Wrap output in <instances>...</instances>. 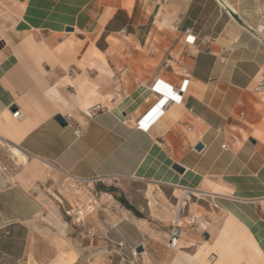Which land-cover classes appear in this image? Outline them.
Instances as JSON below:
<instances>
[{
	"label": "crops",
	"instance_id": "1",
	"mask_svg": "<svg viewBox=\"0 0 264 264\" xmlns=\"http://www.w3.org/2000/svg\"><path fill=\"white\" fill-rule=\"evenodd\" d=\"M223 1L225 10L217 0H0V260L33 250L55 171L100 178L90 184L99 188L144 186L141 205L90 194L96 212L76 227L103 264H264V0ZM157 81L175 91L185 81L182 99L140 130ZM5 148L12 162V149L25 158L10 181ZM185 189L205 196L186 203L172 251Z\"/></svg>",
	"mask_w": 264,
	"mask_h": 264
},
{
	"label": "rangeland",
	"instance_id": "2",
	"mask_svg": "<svg viewBox=\"0 0 264 264\" xmlns=\"http://www.w3.org/2000/svg\"><path fill=\"white\" fill-rule=\"evenodd\" d=\"M173 68L175 72H179L178 68ZM3 156L5 160L4 169L2 168L4 170L3 173L8 175L10 181L11 174L22 163L18 159H15L16 163L12 162L13 155L7 148H5ZM105 184L102 185L104 188H99L97 185H90V187L80 186L70 178L52 171L46 182L47 191L45 193L50 199L49 207H45L43 214L32 224L33 250L24 260L12 261L4 259L0 260V264H53L54 261L60 260L61 257L69 260V255L74 256L71 264H103L101 253L97 254L98 252H94L90 254L85 251V240L92 234L83 233L76 227L81 224L82 220L83 222L89 220L91 215L96 212L94 210L96 202L94 200L90 202V194L97 192L114 193L120 197H123V194H130V202L133 205H141V194L145 189L142 184L123 183L120 179L118 181L117 179L106 181ZM148 189H151V187L148 186ZM194 193L196 194L194 197L196 199H191L190 203L196 202L197 198L202 197L200 192L196 191ZM109 202L111 203L112 200ZM152 204L153 202H151ZM122 205L129 206L125 201L122 202ZM113 211L116 212V209H113ZM97 235L99 234L93 233L94 237ZM154 236L156 240L162 241L164 234L156 233ZM81 240L83 241L82 245ZM59 241L64 243L62 247H58L57 243ZM74 261L77 262L74 263Z\"/></svg>",
	"mask_w": 264,
	"mask_h": 264
},
{
	"label": "built area",
	"instance_id": "3",
	"mask_svg": "<svg viewBox=\"0 0 264 264\" xmlns=\"http://www.w3.org/2000/svg\"><path fill=\"white\" fill-rule=\"evenodd\" d=\"M217 2L220 8L224 10L227 9V5L225 4L223 0H217ZM195 39L196 38L194 36L188 34L184 40V44H186L187 46L193 45L195 42ZM185 83L186 82L184 81L182 85L180 86V88L175 91L173 90V88L164 86L163 84L160 85V81H157L151 88V91L154 93V95L158 99L157 103L155 104V106H153V108L146 115H144L140 120L137 121L136 123L137 128L140 130L149 129L154 124V122H156V120L162 115V113L164 112V110L166 109L168 105L172 103H176V102L179 103L182 99V94L185 90V85H186ZM162 100L165 102L164 104L161 102ZM158 105L159 107H157ZM101 109L102 108L100 106H95L86 112V116L91 118L95 115L97 111ZM151 111H152V114L149 116V120H148V118L146 117ZM12 116L13 118H17L19 116V111L17 110L16 112H14ZM74 135L76 137H80L82 135L81 130L79 128H75ZM100 181H101L100 178H96L94 180H79L77 184H79L80 186L85 185L86 187H89L90 184L98 183ZM191 197H194V194L190 190L185 189L182 191L181 200H177L176 202L174 217H173V220L171 222L170 229L168 232L167 248L169 250L173 251L178 248L180 236H181L180 230L183 226L182 215L184 213V208L186 206V203L191 200ZM262 215L264 216V210H262ZM195 219L196 217L194 216L192 219H189L186 223L193 224ZM138 254L139 253H137L135 250H131V257L133 259L138 257Z\"/></svg>",
	"mask_w": 264,
	"mask_h": 264
},
{
	"label": "bare ground",
	"instance_id": "4",
	"mask_svg": "<svg viewBox=\"0 0 264 264\" xmlns=\"http://www.w3.org/2000/svg\"><path fill=\"white\" fill-rule=\"evenodd\" d=\"M226 3V2H225ZM227 5V3H226ZM263 97V95H262ZM12 152L14 153V155H16L18 157L19 160H21V162H25V158L24 156L16 149H12ZM182 195V194H181ZM201 196H205L204 194H201ZM56 243V242H55ZM58 247H62L64 245V243L62 241H59L57 243ZM68 246V245H67ZM71 248V247H70ZM74 253V252H73ZM72 254V253H71ZM74 259L73 255H69V260L66 258L61 257L60 260H56L53 262V264H71V260Z\"/></svg>",
	"mask_w": 264,
	"mask_h": 264
},
{
	"label": "water",
	"instance_id": "5",
	"mask_svg": "<svg viewBox=\"0 0 264 264\" xmlns=\"http://www.w3.org/2000/svg\"><path fill=\"white\" fill-rule=\"evenodd\" d=\"M11 111H15V108H11ZM55 120L57 121V123L61 126V127H65L66 126V122H65V120L63 119V118H61L60 116H57L56 118H55ZM197 151H200L201 149H202V146L199 144V145H197L196 146V148H195ZM176 171H178V172H182V170L178 167V166H175V168H174ZM135 251L137 252V253H142L144 250H143V247L140 245V246H137L136 248H135Z\"/></svg>",
	"mask_w": 264,
	"mask_h": 264
},
{
	"label": "trees",
	"instance_id": "6",
	"mask_svg": "<svg viewBox=\"0 0 264 264\" xmlns=\"http://www.w3.org/2000/svg\"><path fill=\"white\" fill-rule=\"evenodd\" d=\"M126 207H127L128 209H131L130 206H128V205H126Z\"/></svg>",
	"mask_w": 264,
	"mask_h": 264
}]
</instances>
